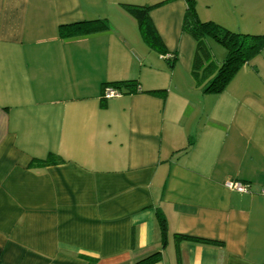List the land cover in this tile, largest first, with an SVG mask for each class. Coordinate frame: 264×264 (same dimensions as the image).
I'll list each match as a JSON object with an SVG mask.
<instances>
[{
    "label": "crops",
    "instance_id": "crops-1",
    "mask_svg": "<svg viewBox=\"0 0 264 264\" xmlns=\"http://www.w3.org/2000/svg\"><path fill=\"white\" fill-rule=\"evenodd\" d=\"M159 1L0 0V264H264V49L204 92L186 0L149 13L172 59L121 5ZM260 1L197 14L264 34ZM95 18L109 28L59 36ZM126 79L139 90L101 99Z\"/></svg>",
    "mask_w": 264,
    "mask_h": 264
},
{
    "label": "trees",
    "instance_id": "trees-1",
    "mask_svg": "<svg viewBox=\"0 0 264 264\" xmlns=\"http://www.w3.org/2000/svg\"><path fill=\"white\" fill-rule=\"evenodd\" d=\"M169 1L172 0H162L152 4L121 3L122 7L137 21L145 40L166 59H172V56L165 52V47L150 20L149 13L153 8ZM186 4L182 30L195 41L192 73L203 84L202 90L204 92L219 93L225 89L243 64L249 62L253 56L264 49V34L234 31L215 21L201 20L197 14L195 0H186ZM108 28L109 24L106 18H95L60 25L59 36L72 38L105 32ZM208 39H212L225 48L226 56L220 63L216 64L211 60ZM105 87L117 88L120 93H131L139 90V82L137 79L117 80L105 83L103 89ZM147 92L152 94L164 93L163 90H147ZM101 99L105 101L103 94ZM49 162L48 159H39L35 161V164L43 165ZM160 219L162 221V218ZM174 238L176 241L217 244V242L208 239L178 233L174 234Z\"/></svg>",
    "mask_w": 264,
    "mask_h": 264
},
{
    "label": "rangeland",
    "instance_id": "rangeland-1",
    "mask_svg": "<svg viewBox=\"0 0 264 264\" xmlns=\"http://www.w3.org/2000/svg\"><path fill=\"white\" fill-rule=\"evenodd\" d=\"M208 1L210 0H195L196 10H198L197 12L206 11ZM260 4H264V0H261ZM248 15H251V13H248ZM248 15H246V18H248ZM208 44H209L210 51H211V60L214 63L217 64L218 62H220L221 60L225 58L226 50L221 44L213 41L212 39H208Z\"/></svg>",
    "mask_w": 264,
    "mask_h": 264
},
{
    "label": "built area",
    "instance_id": "built-area-1",
    "mask_svg": "<svg viewBox=\"0 0 264 264\" xmlns=\"http://www.w3.org/2000/svg\"><path fill=\"white\" fill-rule=\"evenodd\" d=\"M102 94H103V97H105V99H108L110 97L119 95L120 91L117 88L105 87L103 89ZM225 186L227 188L235 189L241 192H246L248 190V186L240 181L229 180V181H226Z\"/></svg>",
    "mask_w": 264,
    "mask_h": 264
}]
</instances>
